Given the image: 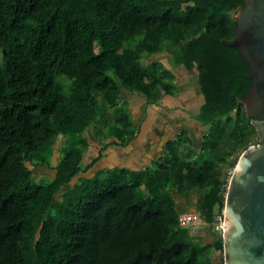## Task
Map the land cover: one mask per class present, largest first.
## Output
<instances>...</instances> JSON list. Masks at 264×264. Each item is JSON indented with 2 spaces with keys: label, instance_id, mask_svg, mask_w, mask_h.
Returning a JSON list of instances; mask_svg holds the SVG:
<instances>
[{
  "label": "trees",
  "instance_id": "1",
  "mask_svg": "<svg viewBox=\"0 0 264 264\" xmlns=\"http://www.w3.org/2000/svg\"><path fill=\"white\" fill-rule=\"evenodd\" d=\"M245 3L0 0V264H224L223 237L181 228L174 195L199 189L194 212L211 224L230 171L259 144L242 103L251 69L232 47ZM160 53L198 72L202 155L185 152L186 137L155 170L82 176L98 162L84 165L85 133L122 87L154 102L172 92L146 65ZM117 130L122 145L134 137ZM28 163L51 183L35 182Z\"/></svg>",
  "mask_w": 264,
  "mask_h": 264
},
{
  "label": "crops",
  "instance_id": "2",
  "mask_svg": "<svg viewBox=\"0 0 264 264\" xmlns=\"http://www.w3.org/2000/svg\"><path fill=\"white\" fill-rule=\"evenodd\" d=\"M146 65L157 66L158 74L172 85V92H162L161 98L154 102L143 93L122 87L117 108H105V117L100 125L92 126L85 133L89 147L84 165L95 159L98 162L82 176L104 175L120 169L132 172L155 170L167 159L169 144L177 143L178 139L185 142L186 137L191 145L185 152L191 153L193 158L202 155L208 128L197 119L204 104L197 70L187 71L175 65L168 53L153 55ZM123 126L134 132L133 138H126L128 142L125 145L115 138L119 136L118 130L114 131L115 127L121 129ZM182 134L186 136L181 137ZM201 194L199 189H194L184 195L175 194L174 197L183 212L196 210L195 204Z\"/></svg>",
  "mask_w": 264,
  "mask_h": 264
},
{
  "label": "water",
  "instance_id": "3",
  "mask_svg": "<svg viewBox=\"0 0 264 264\" xmlns=\"http://www.w3.org/2000/svg\"><path fill=\"white\" fill-rule=\"evenodd\" d=\"M236 22L232 47L248 63L253 80L242 103L260 140L241 154L229 183L224 259L225 264H264V0H246Z\"/></svg>",
  "mask_w": 264,
  "mask_h": 264
},
{
  "label": "built area",
  "instance_id": "4",
  "mask_svg": "<svg viewBox=\"0 0 264 264\" xmlns=\"http://www.w3.org/2000/svg\"><path fill=\"white\" fill-rule=\"evenodd\" d=\"M233 174V170L230 171V175ZM225 187L228 186L225 185ZM223 212L217 210L214 216V222L207 224L202 220L200 214L196 212H183L179 215V225L181 228L186 229L191 235H197L202 228L211 229L217 235H223L225 230Z\"/></svg>",
  "mask_w": 264,
  "mask_h": 264
},
{
  "label": "rangeland",
  "instance_id": "5",
  "mask_svg": "<svg viewBox=\"0 0 264 264\" xmlns=\"http://www.w3.org/2000/svg\"><path fill=\"white\" fill-rule=\"evenodd\" d=\"M241 156V155H240ZM239 161V159H238ZM29 166L30 169H33V166L28 163L27 164ZM34 170V180L35 182H37L38 184H43V185H48L49 183H51V181L53 180V172L52 171H49V170H45V169H33ZM45 173L47 175H45ZM108 174V173H107ZM107 174H104L103 177H105ZM196 209V208H195ZM192 211H195V210H192ZM192 211H189V212H192ZM184 212V211H183ZM188 212V211H187ZM224 213H225V210H224ZM223 213V215H224ZM224 219V218H223ZM225 223V221H224ZM211 232V233H210ZM214 232H212L211 230H207L205 228H203V230L201 229V231L198 233L200 236L204 237V239H211L215 234H213ZM197 234V235H198ZM223 235H224V232H223ZM223 235H221L223 237ZM193 236H196V235H193ZM217 236V235H216ZM219 236V235H218ZM213 252V250H212ZM215 255V254H214Z\"/></svg>",
  "mask_w": 264,
  "mask_h": 264
},
{
  "label": "bare ground",
  "instance_id": "6",
  "mask_svg": "<svg viewBox=\"0 0 264 264\" xmlns=\"http://www.w3.org/2000/svg\"><path fill=\"white\" fill-rule=\"evenodd\" d=\"M233 173H234V171H233ZM232 176H233V174H232ZM228 187H229V186H228ZM195 211H196V210H195ZM184 212H187V211H184ZM188 212H189V211H188ZM192 212H194V211H192ZM181 213H183V212H181ZM181 213H180V214H181ZM196 213H197V212H196ZM198 214H199V213H198ZM205 223H206V222H205ZM226 228H227V225H226ZM202 230H203V228H202ZM207 230L209 231V230H211V229H207ZM211 231H212V230H211ZM224 231H225V230H224ZM212 232H213V231H212ZM210 233H211V232H210ZM213 234H215V233H213ZM198 235H199V234H198ZM215 235H217V234H215ZM196 236H197V235H196Z\"/></svg>",
  "mask_w": 264,
  "mask_h": 264
},
{
  "label": "flooded vegetation",
  "instance_id": "7",
  "mask_svg": "<svg viewBox=\"0 0 264 264\" xmlns=\"http://www.w3.org/2000/svg\"><path fill=\"white\" fill-rule=\"evenodd\" d=\"M224 264H225V259H224Z\"/></svg>",
  "mask_w": 264,
  "mask_h": 264
}]
</instances>
